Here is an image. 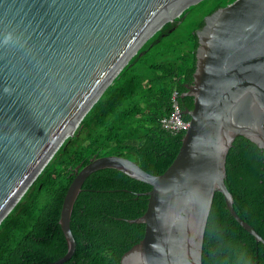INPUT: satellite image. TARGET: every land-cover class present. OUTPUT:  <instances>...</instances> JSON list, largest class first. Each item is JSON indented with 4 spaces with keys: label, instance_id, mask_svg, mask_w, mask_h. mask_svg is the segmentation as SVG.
I'll use <instances>...</instances> for the list:
<instances>
[{
    "label": "water",
    "instance_id": "1",
    "mask_svg": "<svg viewBox=\"0 0 264 264\" xmlns=\"http://www.w3.org/2000/svg\"><path fill=\"white\" fill-rule=\"evenodd\" d=\"M201 1L0 0V225L147 41ZM196 34V71L182 95L194 108L183 110L191 119L176 159L159 175L118 155L76 167L60 219L68 252L51 264L74 256L76 202L86 180L106 168L152 186L145 213L128 219L145 224L144 237L121 264H203L217 192L264 243L237 213L226 182L238 137L264 150V0L220 7Z\"/></svg>",
    "mask_w": 264,
    "mask_h": 264
},
{
    "label": "trees",
    "instance_id": "2",
    "mask_svg": "<svg viewBox=\"0 0 264 264\" xmlns=\"http://www.w3.org/2000/svg\"><path fill=\"white\" fill-rule=\"evenodd\" d=\"M234 1L202 0L147 41L0 225V264H51L67 254L60 224L64 201L74 169L93 157L123 156L156 175L170 167L185 131L167 130L162 119L174 111L175 92L183 110L194 108V98L182 95L196 71V30L206 16ZM190 17L198 20L195 28ZM227 173L237 213L264 238V150L238 137ZM151 189L116 169L93 173L72 216L76 252L64 264H121L124 253L144 237L145 224L128 219L145 213ZM203 264H264V243L234 218L221 192L209 216Z\"/></svg>",
    "mask_w": 264,
    "mask_h": 264
},
{
    "label": "built area",
    "instance_id": "3",
    "mask_svg": "<svg viewBox=\"0 0 264 264\" xmlns=\"http://www.w3.org/2000/svg\"><path fill=\"white\" fill-rule=\"evenodd\" d=\"M178 93L175 92L173 97L174 111L169 117L162 119L163 126L172 132L186 131L190 126V121H186L183 118V109L181 108L178 100Z\"/></svg>",
    "mask_w": 264,
    "mask_h": 264
},
{
    "label": "rangeland",
    "instance_id": "4",
    "mask_svg": "<svg viewBox=\"0 0 264 264\" xmlns=\"http://www.w3.org/2000/svg\"><path fill=\"white\" fill-rule=\"evenodd\" d=\"M182 14L180 15V17L182 16ZM197 21H198L197 19H193L192 17H190L188 22L190 23V26L191 27H194L195 28ZM190 26L187 25L186 28L190 30Z\"/></svg>",
    "mask_w": 264,
    "mask_h": 264
},
{
    "label": "bare ground",
    "instance_id": "5",
    "mask_svg": "<svg viewBox=\"0 0 264 264\" xmlns=\"http://www.w3.org/2000/svg\"><path fill=\"white\" fill-rule=\"evenodd\" d=\"M182 13H183V12H181V13H180V12H176L175 15L177 14L176 17H179Z\"/></svg>",
    "mask_w": 264,
    "mask_h": 264
},
{
    "label": "clouds",
    "instance_id": "6",
    "mask_svg": "<svg viewBox=\"0 0 264 264\" xmlns=\"http://www.w3.org/2000/svg\"><path fill=\"white\" fill-rule=\"evenodd\" d=\"M138 243V242H137Z\"/></svg>",
    "mask_w": 264,
    "mask_h": 264
}]
</instances>
